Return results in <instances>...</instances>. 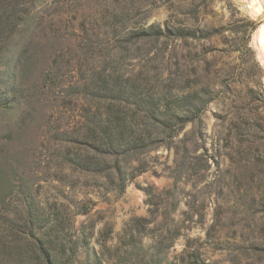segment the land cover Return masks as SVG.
<instances>
[{
	"label": "rangeland",
	"instance_id": "374dc122",
	"mask_svg": "<svg viewBox=\"0 0 264 264\" xmlns=\"http://www.w3.org/2000/svg\"><path fill=\"white\" fill-rule=\"evenodd\" d=\"M262 25L264 0H0V264L32 262L30 218L104 264H264Z\"/></svg>",
	"mask_w": 264,
	"mask_h": 264
},
{
	"label": "trees",
	"instance_id": "16d2710c",
	"mask_svg": "<svg viewBox=\"0 0 264 264\" xmlns=\"http://www.w3.org/2000/svg\"><path fill=\"white\" fill-rule=\"evenodd\" d=\"M256 25H252V30L256 29ZM199 114L195 115V112H191L188 114H179L173 113L170 120H163L161 126L164 128V132H170L168 137L165 139L153 140L150 141V146L155 144L156 142H165L167 145L170 144V141L175 137L176 133H178L186 124L198 121ZM147 147L146 145L144 146ZM133 150H136V147L133 145ZM98 153V152H97ZM100 154V153H99ZM176 154V153H175ZM70 166H81L78 168L79 171L86 172V165H82L75 159L70 158L68 160ZM97 170L99 168L98 165H95ZM107 168L110 166L105 165ZM116 168V167H115ZM94 170V169H92ZM117 172L120 173V169H115ZM2 226V224H0ZM28 230H30L31 237L33 238L34 242L31 243L32 245V255L31 260L32 262L25 263V264H104L103 261L99 258L98 253L92 248L89 247L88 237H84L82 241L74 243L73 247L67 248V244L58 243L57 245H53L52 240L45 239L44 237H40L36 233L33 232V219H29L27 222ZM77 240H79L77 238ZM79 248H83L84 250L92 252V258H85L83 261H79L77 258ZM154 264L155 263L154 261Z\"/></svg>",
	"mask_w": 264,
	"mask_h": 264
},
{
	"label": "bare ground",
	"instance_id": "6f19581e",
	"mask_svg": "<svg viewBox=\"0 0 264 264\" xmlns=\"http://www.w3.org/2000/svg\"><path fill=\"white\" fill-rule=\"evenodd\" d=\"M263 8V6H258L255 8L256 11H260ZM256 41L259 46H261L264 50V25L260 26L257 32Z\"/></svg>",
	"mask_w": 264,
	"mask_h": 264
}]
</instances>
